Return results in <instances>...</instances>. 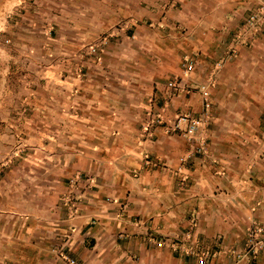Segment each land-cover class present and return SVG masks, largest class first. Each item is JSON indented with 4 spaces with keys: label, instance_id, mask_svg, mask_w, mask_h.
Instances as JSON below:
<instances>
[{
    "label": "crops",
    "instance_id": "1",
    "mask_svg": "<svg viewBox=\"0 0 264 264\" xmlns=\"http://www.w3.org/2000/svg\"><path fill=\"white\" fill-rule=\"evenodd\" d=\"M29 1L21 6V0H0V22L24 26L35 19L41 26L55 11L61 13L62 0ZM77 1V11L90 7L87 17L78 12L85 22H74L83 30L87 24V39H97L96 28L108 29L127 16L121 6H110L112 0ZM258 1L192 4L185 9L191 19L180 23L193 29L189 36L178 31L168 37L164 28L180 24L165 20L159 23L161 34L141 35L144 27L138 26L140 41L131 51L115 45L103 54L102 70L95 64L85 81L53 89V99L40 104L39 129L29 133L41 141V155L56 159L39 163L47 184L41 182L39 195H32L30 172L38 166L32 162H23L27 173L20 180L8 172L0 183V264H64L60 251L79 264H198L196 250L211 253L208 264H264V251L256 258L244 251L251 224L264 225V36L238 46L224 71L217 68L237 23ZM149 42L156 46L152 54L143 49ZM181 53L197 63L190 78L194 86L218 72L214 99L233 109L230 119L210 131L206 151L188 162L191 146L184 138L166 133L163 125L146 128L152 112L170 123L202 110L199 92L170 98L164 88L154 107L149 102L154 84L160 87L179 72ZM108 55L118 59H111L114 75L105 71L112 67ZM13 56L0 50V63ZM139 62H145L143 68ZM75 180L74 195L66 199ZM53 181L56 189L49 190Z\"/></svg>",
    "mask_w": 264,
    "mask_h": 264
},
{
    "label": "rangeland",
    "instance_id": "2",
    "mask_svg": "<svg viewBox=\"0 0 264 264\" xmlns=\"http://www.w3.org/2000/svg\"><path fill=\"white\" fill-rule=\"evenodd\" d=\"M201 1L204 2V0L109 1L113 9L115 5L126 9L127 16L126 18L124 16L120 17L122 20L116 22L117 24L115 23L113 26H109L108 29L103 27L96 28L97 32L95 38L97 39L95 40L87 39L86 35L90 30L89 27H86L87 24H85L83 30L82 27H79L78 23H74L85 22L86 19L82 17L81 20H79L80 16L78 12L87 17L90 9L88 6V10L87 7H85L82 11H77V4H79L77 0H62L60 5L61 13L55 11L56 14L53 13L51 16L49 15L47 21L42 22L41 26L35 24V19L34 22L25 20L24 23L26 24L24 26H17L9 21H1L0 50L5 53L11 51L14 53V56L12 58L6 57L5 60H2L0 63V183H2L8 172L16 174V180H20L23 173H27L21 167V165L24 164L23 162L37 163L38 166H36L30 174H32L33 178L31 181L32 195L38 196L40 193V183L42 182L44 185L47 184V181L45 183L42 181L46 178V172L40 170L39 163L44 162L49 164L56 160L54 156L41 155L37 150L41 141L29 135V133H34L39 129L40 122L38 117L40 114V104L46 99H53L54 90L55 88L58 89L60 83L69 86L75 82V80L85 81L88 76V69H90L91 66L94 67L93 65L95 64L96 67H101L106 64V57L103 54L110 52L115 45L121 46L124 50L131 51L133 46H137L140 41L136 36L138 26L144 27L143 29H139L141 35L161 34L160 29H163V24L161 26L159 23L165 20V24L169 25L173 23L184 24L182 22L186 19L188 14L185 9L191 8L192 4ZM242 1L244 0H241V2ZM26 2L28 3L31 1L21 0V6H24ZM84 4H87V2ZM253 4L256 5L255 2ZM262 5H264V0H259L258 5L253 7L254 9L252 8V11L247 16L244 15V21L242 20V22L237 23L232 33L229 48L224 53L225 58L218 62V71L223 70V66L227 64V62L234 63L233 61L237 53L233 58H229L228 54L234 46V35L240 28H243L245 19ZM92 6L95 9V6ZM15 13H19V11H15ZM42 14H44V12H42ZM55 15H57L58 18L54 21H50L49 17H54ZM187 19L191 18L187 17ZM55 22H57L58 25H55ZM181 24L176 26V29H170L169 27L164 28L167 31V36L174 38L178 31H182V34L185 35L186 33V36H189V34L193 32V29L186 28ZM79 34L82 36H78ZM263 36L264 30L252 39L251 43L244 41V43L242 42L236 45L235 52L238 46L249 47L255 40L258 38L262 39ZM244 39L245 38L242 40ZM155 47V44L153 45L151 42L143 44L144 51L150 52L151 54L154 53ZM137 50L139 53V50H142V48L139 49L137 47L135 51ZM103 58H105L103 64L99 65V62H102ZM178 58L177 65L180 67L179 72L177 74H170V80L160 87L154 84L155 88L153 89L152 97L148 98L149 102L153 106V103L158 99L157 97L160 98L161 96L160 90L164 88L169 91L170 98L175 97L177 94H174L169 89L168 85L177 79L180 80L183 78L189 86V91L185 92H199L201 94L202 86L208 84L210 91V108L209 110L205 108L204 99L201 94L202 110L197 114V118H203L204 121H206L201 128V134L203 140L206 141V145L209 146V140L211 142L210 131L212 132V130H215L220 121L230 119L229 117L233 116V109L230 107H219L214 99L215 97L212 89L217 82L218 72L212 77L209 76L203 85L194 86L190 79L192 73L186 75L184 66L188 60H193V58L183 53H181V56L179 55ZM111 59L118 62V59L114 56H107V60L110 61L108 65L112 66L110 68H105L107 75H114V73L110 72L113 66V69H117ZM145 60L150 61V59ZM193 61L196 69L197 63L195 60ZM143 64H145V62H139L137 67L143 68L144 66H141ZM100 70H102V67ZM8 71L10 73H8ZM222 75L223 72L221 76ZM100 77H103V75ZM240 82L244 81L242 80ZM234 94H236V89L231 90L229 99H232ZM63 98H71V93L69 96H63ZM168 101L169 100H167V102ZM164 107H167V105ZM248 110L251 109L249 108ZM153 114L156 113H151L148 117V123L152 122ZM261 114H263V121L260 129L264 134V111ZM250 115L252 116V120H256L258 117L257 108H253V112H251ZM166 119L168 120L167 117ZM28 152H30V154H28ZM44 157H48V162H45L46 160ZM14 163L15 165L10 169L9 164ZM49 182H51V180H49L48 183ZM76 182L75 180L72 183L71 189L67 193V197H65L66 199L73 197L77 184ZM52 184L53 187H48L49 190L56 189V182L53 181ZM51 192L49 191V193ZM66 202L70 201L67 200ZM198 252L197 250L193 252L196 259L197 257L195 254Z\"/></svg>",
    "mask_w": 264,
    "mask_h": 264
},
{
    "label": "built area",
    "instance_id": "3",
    "mask_svg": "<svg viewBox=\"0 0 264 264\" xmlns=\"http://www.w3.org/2000/svg\"><path fill=\"white\" fill-rule=\"evenodd\" d=\"M262 30H264V5L254 10L245 19L243 28H240V30L234 35V46L228 53L229 58H233L235 56L236 45L242 42L244 43V41L251 43L252 39L261 33ZM243 38L245 39L242 40ZM184 66L186 75L193 73L195 70V63L193 60H188ZM168 87L174 94L188 91L189 89V86L183 78L171 82ZM201 94L204 99L205 108L209 110L210 91L208 84H204L202 86ZM205 122L206 121H204L203 118L192 117L188 114L177 115V117L170 123L165 122L161 116H156L153 117L152 122H150L146 128L149 130L154 125H163L166 133L176 134L184 138L191 146V151L185 160L188 162L192 156L206 151V141L203 140L201 134V128ZM157 245L158 247H163L164 244L163 242H158ZM244 251L247 256L253 258H256L262 251H264V225L258 223L251 224L247 231ZM195 255L197 257L198 264H208L211 257V253L207 250H202ZM59 256L64 264H79L77 259L71 257L64 251H60Z\"/></svg>",
    "mask_w": 264,
    "mask_h": 264
}]
</instances>
